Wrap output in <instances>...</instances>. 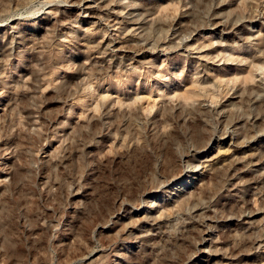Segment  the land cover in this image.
I'll return each instance as SVG.
<instances>
[{
    "label": "rangeland",
    "instance_id": "374dc122",
    "mask_svg": "<svg viewBox=\"0 0 264 264\" xmlns=\"http://www.w3.org/2000/svg\"><path fill=\"white\" fill-rule=\"evenodd\" d=\"M201 263L264 264V0H0V264Z\"/></svg>",
    "mask_w": 264,
    "mask_h": 264
},
{
    "label": "bare ground",
    "instance_id": "6f19581e",
    "mask_svg": "<svg viewBox=\"0 0 264 264\" xmlns=\"http://www.w3.org/2000/svg\"><path fill=\"white\" fill-rule=\"evenodd\" d=\"M83 5H87V3H84L83 2ZM85 8L88 10V9H90L91 7L88 5V6H85ZM207 152L208 151H203V152H201V155L199 156L200 158H205V161H209V158H208V156H209V154L207 155ZM213 159V158H212ZM199 166V165H198ZM200 167V166H199ZM197 168V166H195V167H193L190 171H189V173H187L186 175H183V176H181V177H178V179H175V180H173L172 181V183H171V185L170 186H174V187H177L175 190H181V188H186V187H190L191 186V184L192 183H194V181H196L197 179H198V174H199V172L200 171H198V169H196ZM154 195V194H153ZM140 212V211H139ZM137 213V212H136ZM132 214V213H131ZM143 217H145V216H143ZM153 217V216H152ZM207 239V238H206ZM205 240V239H204ZM201 244V243H200ZM210 246V245H209ZM208 247V246H207ZM211 247H212V245H211ZM210 249V248H209ZM214 250V249H213ZM200 252H201V257H205L206 258V256H205V251H204V248H202L201 250H200ZM216 252V251H215ZM198 253V252H197ZM216 255V254H215ZM209 256V255H208ZM202 258V259H203ZM201 259L200 260V262H203V261H207L206 259ZM202 264V263H201Z\"/></svg>",
    "mask_w": 264,
    "mask_h": 264
}]
</instances>
